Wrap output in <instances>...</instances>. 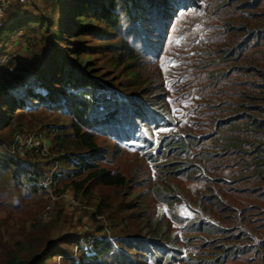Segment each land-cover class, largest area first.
Returning <instances> with one entry per match:
<instances>
[{"label":"trees","instance_id":"16d2710c","mask_svg":"<svg viewBox=\"0 0 264 264\" xmlns=\"http://www.w3.org/2000/svg\"><path fill=\"white\" fill-rule=\"evenodd\" d=\"M262 2L216 0L214 11L228 10L229 13L224 21L228 37L217 50L208 48L203 53V56L211 57L206 63L209 72L203 87V92L208 93L204 116L210 129L200 132L174 130L161 137L156 149L149 152V157L155 161H161L163 157L175 159L160 165L166 168L164 173L183 175L204 185V191L197 199L184 192L185 196L181 192H165L160 184L155 192L159 201L183 207L184 214L191 213L183 217L188 228L197 231L191 240H202L203 248L207 244L210 246V250H203L201 257L193 258L194 264H264V11H259L264 9ZM53 4L56 7L54 13L48 11L7 21L0 27V54L6 52L19 33H35L36 26L50 32L53 43L64 40L63 33H66L68 43L73 46L58 50L47 58L56 74H62L63 82L56 79V87L47 85L49 95L44 97L42 115L27 113L18 107L22 103L17 104L10 87L0 85V165L11 172L14 182L20 184L21 179L23 184L39 188L45 195L41 182L47 178L50 166L45 168L44 161L42 166L26 163V159L12 156L8 146L18 131L47 132L52 136V150L59 156L56 157L58 163L61 168L63 164L66 167L59 172L57 168L52 169L56 172L54 183H63L68 173L81 177L71 180L61 192L55 188L54 194L61 196L68 190L66 188H70L77 199L89 204L96 199L94 184L122 188L123 191L131 188L124 174L100 167L99 161L106 158L105 151L91 130L125 117L133 123V129L137 124L143 129H161L172 126L174 119L166 99L160 103L161 95L154 96L159 92L158 87L161 91L164 88L159 78L127 99L112 94L109 89V93H99L100 88H104L97 82L96 76H100L88 61L81 59L86 51L80 48L79 42L92 35H108H100V31L124 32L125 36L110 48L120 50L127 57L126 62L135 64L134 69L136 64L142 63L140 53L157 54L169 35L172 21L175 22L180 12L194 8L196 0H58ZM16 5L24 6L12 3L9 12ZM238 17L244 19L242 24L237 21ZM63 23H66V30L62 33ZM122 24L126 27L124 31ZM71 29L73 32L68 33ZM120 52L114 55L118 65L126 63L121 61ZM217 52L219 55L215 60L213 57ZM74 57L76 63L85 66L80 72L71 74L66 68H71ZM137 75L135 80L140 78L139 72ZM224 81L233 83L234 91L230 99L220 101L214 95L225 91L219 89ZM7 98L13 99L9 107L6 106ZM60 115L70 119L69 125L52 120ZM124 132L123 127L113 135L121 138ZM119 151L120 147L116 145L115 152ZM28 159L36 161V157ZM132 195L131 189L128 196ZM232 195L247 198L248 205L235 203ZM137 199L138 195L133 203L140 206ZM103 204L99 205L100 212H104ZM65 205L64 201L57 202L53 212L63 211ZM193 211L199 213L198 217H192ZM156 223L160 224V220ZM15 227L13 231L27 239L23 243L13 240L11 231L0 223V264H47L57 256L63 257L66 264H131L137 262L138 255L134 252L140 250L149 254L155 264H174L182 253L178 238L160 231L158 226L147 232L146 239L128 234L118 241L110 238L96 242L93 247L78 253L72 252L73 248L68 251L64 245L82 244L84 236L79 228L78 233L66 235L56 242L42 233V229L48 231L51 225L31 220L23 225L16 222Z\"/></svg>","mask_w":264,"mask_h":264},{"label":"rangeland","instance_id":"374dc122","mask_svg":"<svg viewBox=\"0 0 264 264\" xmlns=\"http://www.w3.org/2000/svg\"><path fill=\"white\" fill-rule=\"evenodd\" d=\"M56 2L58 0H46L44 3L37 0H28L27 4L22 7L16 5L8 13L6 20L14 22L21 18L42 15L48 11L54 13L56 7L53 3ZM215 3L216 0H196L194 8L180 12L175 22L172 21L169 35L157 54L151 56L152 54L140 53L139 59L142 63L140 65L136 64L134 69L135 64L130 61L126 62L127 57H124L120 50L110 48L112 44L114 45L121 37L125 36L124 32L100 31V35H108H92L79 42L80 48L86 51L82 54L81 59L88 61L90 67H93L100 76H96V78L97 82L104 87L99 90L101 94L109 93L107 91L109 89L112 94L116 93L127 99L129 96L139 94L153 79L159 78L164 88L161 91L158 87L159 92L154 96L161 95L162 100L160 103H163L166 99L174 119L173 124L161 129H143L137 124L134 125L136 128L133 129V123H130L129 119L125 117L124 120L118 118L114 123H109L107 126L92 129L91 132L95 134L98 144L105 151L106 158L99 161L100 167L112 170L114 173L124 174L128 178L131 188L129 191H123L122 188L94 184L95 200L88 204L77 199L74 195L76 201L73 199L70 201L72 208L68 209L65 205L63 211L53 212L56 209L55 204L64 201L62 195L65 192H72L70 188H66L68 190L65 189L66 191L61 196L53 194L49 197L46 194L44 195L39 188L33 189L31 186L23 184L21 179L18 181L20 184L14 182L11 178V172L4 170L0 165V223L5 229L11 231L13 240L23 243L26 238L13 231L16 229V222L23 225L27 221L35 220L38 223L40 221L42 224L51 225L48 231L42 229V233L48 235V239L58 242L66 235L78 233V228L83 223L99 227L100 221L97 218L103 217L111 226V228L107 227H109V231L113 235L111 239L114 241H118L128 234H136L139 239H146L147 232L152 231L155 226H158L160 231H165L169 235L174 234L182 248V253L178 255L174 264H194L193 258L198 259L199 255L202 256L203 250H210L208 244L203 248L202 240H191L190 237L196 236L197 231L194 228L189 229L186 218H183L186 215H191V213L184 214L183 207L177 205L174 207L159 201L155 194L156 190H159L156 186L160 184L165 192H184L191 198L197 199L204 191V185L191 181L183 175L174 176L170 172L164 173L166 168H162L160 165L167 162L172 163L175 159L163 157L161 161H155L149 157V152L153 148L156 149L161 137L174 130L182 132L191 129L200 132L210 129V123L206 122L207 118L204 116L208 93L203 92V87L207 82L209 72L205 68L206 63L211 57L203 56V53L208 48L217 50L219 46H223V44H220L228 37L226 34L228 30L224 21H227V15L229 14L228 10L221 13L215 12L213 7ZM261 7L264 8V0ZM259 11H264V9ZM237 21L242 24L244 19L238 17ZM63 25L62 33L66 30V23H63ZM122 27L124 31L125 25L122 24ZM71 31L73 32V29L68 33ZM63 34L64 40L53 43L51 42V33L45 29L40 30L36 26L35 33L27 31L19 33L13 39L15 42L11 43L12 45H9L6 52H4L17 55L14 64L20 74L11 78L10 81L0 82V85L7 84L13 95V88L16 87L19 90V88L25 87L29 79L28 83L35 84L36 87L38 85L47 92L46 95H41L37 92L38 90L28 88L27 96L28 98L31 96V100L35 102L26 101L27 103L13 95L17 104L22 103V105H16L23 108L27 113L42 115L44 112L42 109L44 97L49 95L48 86L56 87L58 84L55 81L56 79H61L63 82L62 74L57 75L56 69L51 66L47 59L58 50L72 49V44L68 43L65 37L67 34ZM126 39L132 42V39ZM212 45L215 47L213 48ZM118 52L123 56L121 61L126 62L125 64H116L117 60L114 55ZM218 55L217 52L213 58L217 60ZM58 59L60 61V56ZM75 59L76 57L72 58L71 68H66L69 69L68 72L70 71L71 74L80 72L85 66L82 63H76ZM62 67L64 69V65ZM63 72L65 71L63 70ZM137 72L140 75L139 80H135L138 76ZM219 89L221 92L225 91L214 95V97L220 101L227 100L230 99V95L234 91V84L224 81ZM12 100V98L6 99L7 107L11 105ZM118 101L121 102V100ZM52 120L57 124L69 125L70 123V119L64 115L53 117ZM123 122L125 132L120 135L121 138H118L113 134L123 128ZM39 133L44 134L48 143L53 147L52 136L47 132ZM116 145L120 147L118 153L115 152ZM56 157L59 156L51 150L50 155L46 158L36 157V161H32L34 158L26 159L25 162L37 163L42 166L41 162L44 161V167L46 168V165H49L50 167L48 166L47 169L50 172L53 168H57L58 172L66 169L63 163V168H61L58 163L59 159ZM55 176L56 172L54 173ZM80 179L81 177H75L68 173V177L67 179L64 178L63 183H54V192L57 189L61 192L71 180ZM131 189L133 195L128 196ZM136 195H138L137 200L141 202L140 206L133 203ZM183 195L185 196V194ZM232 200L240 206L248 205V199L239 195H232ZM102 203H104L102 206L104 212H100L99 209V205ZM52 204V209H48ZM198 215V212H192V217H198ZM158 220H160V224L156 223ZM64 246L70 252L73 248L72 252H74L75 246L72 247V244ZM134 253L138 255L137 262L131 264H155L146 252L140 250ZM47 264L66 263L63 257L57 256L49 260Z\"/></svg>","mask_w":264,"mask_h":264},{"label":"built area","instance_id":"2783aa9c","mask_svg":"<svg viewBox=\"0 0 264 264\" xmlns=\"http://www.w3.org/2000/svg\"><path fill=\"white\" fill-rule=\"evenodd\" d=\"M37 1L40 3H44L46 0ZM27 2L28 0H0V27H2L7 22L6 18L10 11L12 3L27 4ZM16 56L17 55L8 52L0 55V82L10 81L11 78L20 74L17 66L15 64L12 65V62L15 60ZM28 88L38 90L35 84H33V86H30L27 82L25 87H21L19 89H22L23 93H26L25 95H28ZM16 90V87H14L12 90L14 97L21 99L25 103H27L26 101L35 102L31 100V96L28 99L18 97V93ZM37 92H39V94L41 95L47 94V92L44 91L38 90ZM51 150L52 147L48 143L44 134L28 130L18 131L14 135L11 145L8 146V151L11 153V155L20 159H28L30 157L46 158L50 155ZM54 173L55 170H52L48 174L47 178L41 183L46 195H48L49 197L53 196L54 194ZM62 198L64 199L66 207L68 209L72 208L70 201L72 199L76 201L73 192H65V194L62 195ZM52 207L53 204L52 206H49L48 209H52ZM97 219L100 221L99 227L89 223H83L79 228L84 236V239L82 244L75 245V248L73 250L75 253H78L81 249H88L93 247L96 242H100L113 237L111 231H109V227L111 228V226L109 225L107 220L103 217H98Z\"/></svg>","mask_w":264,"mask_h":264},{"label":"bare ground","instance_id":"6f19581e","mask_svg":"<svg viewBox=\"0 0 264 264\" xmlns=\"http://www.w3.org/2000/svg\"><path fill=\"white\" fill-rule=\"evenodd\" d=\"M28 81H30L29 79L27 80V83H28ZM30 86H33L31 83H28ZM36 86V85H35ZM37 89L39 90V91H44V92H46L45 91V89L44 88H42V87H39V86H37ZM17 93H18V97H22L23 99L24 98H27L28 99V96L27 95H25L24 93H23V90L22 89H19V90H17ZM27 96V97H26Z\"/></svg>","mask_w":264,"mask_h":264}]
</instances>
